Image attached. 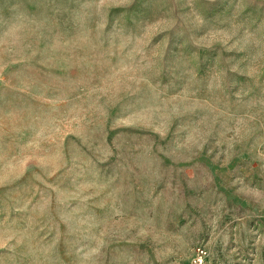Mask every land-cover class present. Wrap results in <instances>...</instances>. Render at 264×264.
<instances>
[{
  "label": "rangeland",
  "instance_id": "rangeland-1",
  "mask_svg": "<svg viewBox=\"0 0 264 264\" xmlns=\"http://www.w3.org/2000/svg\"><path fill=\"white\" fill-rule=\"evenodd\" d=\"M264 264V0H0V264Z\"/></svg>",
  "mask_w": 264,
  "mask_h": 264
},
{
  "label": "built area",
  "instance_id": "built-area-1",
  "mask_svg": "<svg viewBox=\"0 0 264 264\" xmlns=\"http://www.w3.org/2000/svg\"><path fill=\"white\" fill-rule=\"evenodd\" d=\"M206 251L203 247L196 249L195 257L190 261L189 264H204Z\"/></svg>",
  "mask_w": 264,
  "mask_h": 264
}]
</instances>
